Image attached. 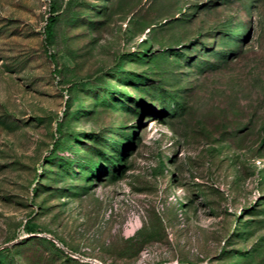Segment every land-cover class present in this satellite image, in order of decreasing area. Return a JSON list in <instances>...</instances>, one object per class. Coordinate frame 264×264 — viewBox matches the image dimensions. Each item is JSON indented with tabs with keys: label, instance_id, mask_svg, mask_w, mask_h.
<instances>
[{
	"label": "rangeland",
	"instance_id": "obj_1",
	"mask_svg": "<svg viewBox=\"0 0 264 264\" xmlns=\"http://www.w3.org/2000/svg\"><path fill=\"white\" fill-rule=\"evenodd\" d=\"M0 264H264V0H0Z\"/></svg>",
	"mask_w": 264,
	"mask_h": 264
},
{
	"label": "trees",
	"instance_id": "obj_2",
	"mask_svg": "<svg viewBox=\"0 0 264 264\" xmlns=\"http://www.w3.org/2000/svg\"><path fill=\"white\" fill-rule=\"evenodd\" d=\"M54 7H50L49 15L47 16L46 24H45V33L48 37H50L53 25L56 22V14H55Z\"/></svg>",
	"mask_w": 264,
	"mask_h": 264
}]
</instances>
